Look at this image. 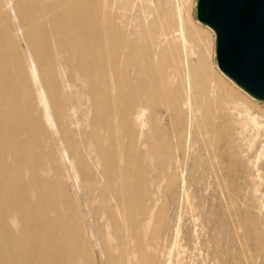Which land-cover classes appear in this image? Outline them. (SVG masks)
I'll return each mask as SVG.
<instances>
[{
	"label": "bare ground",
	"instance_id": "obj_1",
	"mask_svg": "<svg viewBox=\"0 0 264 264\" xmlns=\"http://www.w3.org/2000/svg\"><path fill=\"white\" fill-rule=\"evenodd\" d=\"M143 1L0 0V264H171L183 146L231 157L202 120L256 108L188 55L213 31Z\"/></svg>",
	"mask_w": 264,
	"mask_h": 264
},
{
	"label": "rangeland",
	"instance_id": "obj_2",
	"mask_svg": "<svg viewBox=\"0 0 264 264\" xmlns=\"http://www.w3.org/2000/svg\"><path fill=\"white\" fill-rule=\"evenodd\" d=\"M143 2L159 6L162 13L178 7L185 22L197 20L196 0ZM190 42L193 43L188 52L191 59L194 53L199 54L204 64L220 76L215 64V39L211 43L208 38L201 48ZM223 79L240 95L236 101L253 104L256 109H249L244 103L238 106L239 110H226L221 105L213 118L202 120L200 132L205 144L230 145L232 150L230 158L222 157L223 151L219 150L213 167L201 138L189 151L185 152L183 146L186 160L192 159L191 164L183 167L187 174L185 193L180 192L178 181L177 190L167 195L165 221L160 228V244L166 248L160 253L161 259L172 253L171 264H264V102L252 100ZM212 168L228 170L216 171L215 176L210 172ZM102 225L100 220L94 222L98 231ZM104 231L106 237L109 230ZM157 261L162 262L160 258Z\"/></svg>",
	"mask_w": 264,
	"mask_h": 264
},
{
	"label": "water",
	"instance_id": "obj_3",
	"mask_svg": "<svg viewBox=\"0 0 264 264\" xmlns=\"http://www.w3.org/2000/svg\"><path fill=\"white\" fill-rule=\"evenodd\" d=\"M196 18L215 35L219 71L264 102V0H198Z\"/></svg>",
	"mask_w": 264,
	"mask_h": 264
}]
</instances>
